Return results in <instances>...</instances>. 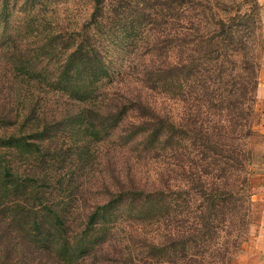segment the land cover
I'll return each mask as SVG.
<instances>
[{
  "label": "trees",
  "instance_id": "16d2710c",
  "mask_svg": "<svg viewBox=\"0 0 264 264\" xmlns=\"http://www.w3.org/2000/svg\"><path fill=\"white\" fill-rule=\"evenodd\" d=\"M92 1L81 26H62L55 43L42 46L48 53L38 59L42 66L23 68L28 83L10 70L4 89L12 102L0 103V264H78L99 251L91 244L94 231L104 259L113 263L123 253L109 250L108 239L123 227L125 211L139 209L153 211L142 222L154 225L155 235L132 230L150 264H234L254 222L249 173L261 69L257 38L263 48V26L254 14L259 1L243 11L237 0H157L163 9L150 22L160 30L156 39L169 40L176 54L153 73L171 77L168 100L181 104L174 114L128 93L98 95L94 86L107 64L93 31L107 0ZM114 1L116 10L131 4ZM178 74L185 78L177 94ZM61 135L81 139L63 148ZM102 138L113 145L161 143L171 152L145 184L129 170L123 177L109 152L114 180L104 178V200L72 218L78 175L66 172L67 162L74 150L83 154L86 143Z\"/></svg>",
  "mask_w": 264,
  "mask_h": 264
},
{
  "label": "rangeland",
  "instance_id": "374dc122",
  "mask_svg": "<svg viewBox=\"0 0 264 264\" xmlns=\"http://www.w3.org/2000/svg\"><path fill=\"white\" fill-rule=\"evenodd\" d=\"M108 1L105 2L103 12L99 14L93 31L99 50L103 55L104 51L106 52L105 61L107 64V74L94 86L99 91L98 95H103L104 91H108L110 94H119L120 97L123 93H128L140 97L164 111L170 110L172 114L178 110L181 111V104L176 105L168 100L172 96L171 77H166L167 74L164 78L157 77V73H153L160 67L165 68L168 61L173 59V55L176 54L171 49L169 40L156 39L160 35V30L150 22L156 11L163 9L162 6H159L160 3L157 0H149L147 4L143 0H130L131 4L127 3L126 6L116 10L115 1ZM216 1L212 0L217 4ZM245 1L246 4L244 0H237L242 4L243 11L246 6H249L251 10V0ZM23 2L24 0H0V89L9 85L7 79H10V70L14 72L13 74L20 75L18 79L22 80V84L28 83L30 77L27 74L22 75L25 72L23 68L28 65V62L29 65L33 63L34 66H42L43 62L38 59L48 54L42 46L55 43L56 39L53 37L59 33L62 26L66 29L81 26L83 20L88 18L93 10L92 0H39V3L34 6L24 5ZM150 2H153L152 6ZM225 3H233V0H226ZM254 14L257 17L256 21H260L259 25L264 27L262 10L256 11ZM182 21L186 22L185 19ZM177 28H182V25L180 24ZM257 41L253 46L256 48V53L261 56V63L264 48L261 52V49L256 47L259 44ZM183 49L185 50V47ZM176 77L175 79H180L175 91L178 94L183 91L181 84H183L185 76ZM6 102L12 101L8 90L4 89V92L0 93V103ZM187 106L186 104L185 109ZM61 136L60 143L63 148H68L73 139H81V136L78 135ZM63 138L65 139L64 144L62 143ZM260 138V136L254 137L256 143L260 141ZM88 139L91 138H86V140ZM85 145L83 154H80L79 150H74V154L69 158L70 161L67 162L66 172L72 170L75 176L78 175L73 186L74 197L79 199L74 204L78 208L70 212L72 218H74V213L85 211L86 206L93 202L104 200V178L106 177L105 180H109V178L114 180L107 157L109 152L112 156L111 164L122 170L123 177L126 178V172L129 170L131 174H135L136 179L142 180V184L153 179L155 163L158 166L167 164L168 151L171 152L170 149L164 150L165 145L161 143L154 147L153 145H138L131 140L123 145L116 140L113 145L111 141L104 142V138H102L100 141H91ZM259 161L260 159L257 160V158L255 164L252 161L249 173L251 183L256 180L258 174L264 173V169L262 172L260 171ZM253 191L254 188H252V193ZM258 203L260 204H256L258 213L255 220V223L258 222L257 225L261 222L260 216L264 209V204ZM139 211H130L129 213L125 211L123 220L120 221L123 227L115 228L108 239V243H112L108 246L109 250H120L123 253L122 259L118 258L113 263L105 260L104 245L101 243L99 245L97 233L94 231L90 240L92 246L99 248V251L85 260L84 257H81L78 264H126V262L128 264H150V260L145 256L147 249L141 247L143 246L142 239L137 237L138 233L132 230L155 235L156 227L151 224L145 225L142 222H148L147 216L151 217L153 211L149 209L148 215L141 213V209ZM128 215L134 219H127ZM175 216L176 214L173 212L170 218L172 225L176 224ZM76 231L78 232V230ZM100 235H104V230ZM122 241L127 242L119 248L118 244L119 242L123 243ZM245 246L246 243L243 244L236 258L245 251ZM100 248L103 249L100 250ZM130 253L134 260L130 259Z\"/></svg>",
  "mask_w": 264,
  "mask_h": 264
},
{
  "label": "crops",
  "instance_id": "0c3cea01",
  "mask_svg": "<svg viewBox=\"0 0 264 264\" xmlns=\"http://www.w3.org/2000/svg\"><path fill=\"white\" fill-rule=\"evenodd\" d=\"M261 5L262 14L264 15V0H258ZM263 41H264V27H263ZM264 48V43H263ZM256 130L257 137H261L260 141L254 145V164L260 159V171L264 169V49L261 60V69L259 74V83L256 90ZM254 188L252 194V202L254 207V222L251 226L250 236L246 242L245 251L236 258L234 264H264V209L261 212V222L259 225L255 223L257 217L258 202L264 204V173L258 174L256 180L251 183ZM259 217V218H260Z\"/></svg>",
  "mask_w": 264,
  "mask_h": 264
}]
</instances>
